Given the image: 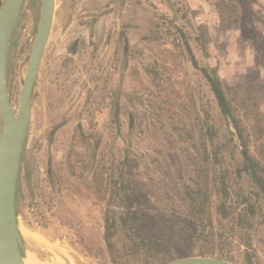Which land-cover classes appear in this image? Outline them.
<instances>
[{
  "label": "rangeland",
  "instance_id": "1",
  "mask_svg": "<svg viewBox=\"0 0 264 264\" xmlns=\"http://www.w3.org/2000/svg\"><path fill=\"white\" fill-rule=\"evenodd\" d=\"M39 11L23 1L9 44L15 112ZM201 70L236 109L250 86L264 115V0H54L16 187L24 262L264 264V197ZM252 116L241 112L243 136L260 158Z\"/></svg>",
  "mask_w": 264,
  "mask_h": 264
},
{
  "label": "water",
  "instance_id": "2",
  "mask_svg": "<svg viewBox=\"0 0 264 264\" xmlns=\"http://www.w3.org/2000/svg\"><path fill=\"white\" fill-rule=\"evenodd\" d=\"M23 1L1 0L0 4V264H25V248L19 232L18 214L15 207L16 184L23 141L29 124L32 90L50 35L54 14V0H40L36 33L31 46L27 69L23 77L18 106L15 112L9 100L7 59L10 40L16 28ZM178 34L192 68L198 70V64L184 34L181 31H178ZM201 73L210 85L217 105L223 114L227 116L228 110L225 101L213 78L206 70H201ZM251 174L257 181L252 169ZM260 190L264 197V191L261 187ZM167 264L233 263L219 258L199 256L180 258Z\"/></svg>",
  "mask_w": 264,
  "mask_h": 264
},
{
  "label": "trees",
  "instance_id": "3",
  "mask_svg": "<svg viewBox=\"0 0 264 264\" xmlns=\"http://www.w3.org/2000/svg\"><path fill=\"white\" fill-rule=\"evenodd\" d=\"M220 1H223V0H220ZM233 21H234V23H238L239 22L238 17L236 16ZM215 83H216V86L219 89V91H220V93H221V95L225 101V105H226L227 110H228L227 117L231 120V125H232V127L235 131V134L238 137L240 145L242 147V154L241 155H242L243 160H244V168L246 170L252 169L254 171L256 179H257L260 186L258 185V183L255 179H254V182H255V184L258 185L259 189L261 187L264 191V125H263L264 124V115L260 113L259 106L257 105V101H256V99L254 100V98L252 97V96H254V92L250 89V86H247V85L240 88L239 90L235 89L233 99L235 100V102L238 101L237 102L238 105L240 104V102H239L240 100L237 99L238 94H245V96H246V99H243V101H242L243 106H241V104H240L239 106H241V108L239 107V109H236L235 106L232 107L230 105V102L228 100H226V98L224 97V94L222 92V89L220 88V85L216 80H215ZM250 101H253L252 105L248 104V103H250ZM243 109L253 111V116H252L253 124L251 125L250 129H251V131L257 133L259 136L260 141H259L258 145H256V147H254V148H255V151L257 150V155L260 158H256V156H252L250 154V149H249L248 145L246 144V142L244 141L243 132H244L245 128L243 126V119L241 118V112ZM106 216H107V213H106ZM124 216L127 218V220H124L125 223H127L130 220L135 222V223L139 222L138 216L131 211H127V213ZM137 228L140 230V233L137 232L139 234V236L141 238H142V236H145V228L142 225H138ZM112 229H113V226H112V224L109 223V218L105 217L103 240H104L106 249L110 253V255H112V253L114 252V245L111 241V238L113 235ZM130 230L133 231V233H134L133 227ZM142 241L146 242L147 249L149 251H152V249H154V248H152L153 244H157V245H155V247L157 246L155 251L160 252V253H161V251H166L164 248L166 246H163L162 249L160 248V245L158 244L159 242H158L157 238L146 237ZM142 241L138 242L137 246L143 245V244H141ZM158 249H160V250H158Z\"/></svg>",
  "mask_w": 264,
  "mask_h": 264
},
{
  "label": "flooded vegetation",
  "instance_id": "4",
  "mask_svg": "<svg viewBox=\"0 0 264 264\" xmlns=\"http://www.w3.org/2000/svg\"><path fill=\"white\" fill-rule=\"evenodd\" d=\"M11 38H12V37H11ZM44 51H45V50H44ZM43 55H44V53H43ZM42 57H43V56H42ZM49 58H50V54H49V57H48L47 59H49ZM41 60H42V58H41ZM39 66H40V65H39ZM37 74H38V73H37ZM36 77H37V76H36ZM102 77H103V76H100V77L97 79V82H98V81H101V80H102ZM97 82H96V83H97ZM32 91H33V90H32ZM31 100H32V96H31ZM115 110H116V111H115V113H116L117 110H118V105L115 107ZM16 187H17V184H16ZM15 205H16V197H15Z\"/></svg>",
  "mask_w": 264,
  "mask_h": 264
},
{
  "label": "bare ground",
  "instance_id": "5",
  "mask_svg": "<svg viewBox=\"0 0 264 264\" xmlns=\"http://www.w3.org/2000/svg\"><path fill=\"white\" fill-rule=\"evenodd\" d=\"M25 264H27L26 262H24ZM29 264H31V263H29Z\"/></svg>",
  "mask_w": 264,
  "mask_h": 264
},
{
  "label": "crops",
  "instance_id": "6",
  "mask_svg": "<svg viewBox=\"0 0 264 264\" xmlns=\"http://www.w3.org/2000/svg\"><path fill=\"white\" fill-rule=\"evenodd\" d=\"M230 67H233V65H232V66H230ZM234 67H236V66H234Z\"/></svg>",
  "mask_w": 264,
  "mask_h": 264
}]
</instances>
